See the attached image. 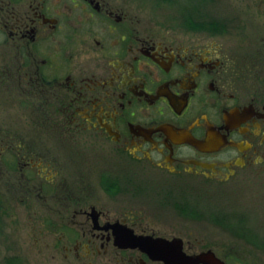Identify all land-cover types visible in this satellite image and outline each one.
Segmentation results:
<instances>
[{"label": "flooded vegetation", "instance_id": "af4514ba", "mask_svg": "<svg viewBox=\"0 0 264 264\" xmlns=\"http://www.w3.org/2000/svg\"><path fill=\"white\" fill-rule=\"evenodd\" d=\"M243 2L264 15V0ZM204 36L138 32L126 4L113 0H0V89L7 97L10 88L24 125L52 134L75 160L69 167L19 131L17 145L0 143V170L21 197H62L85 219L81 231L64 232L83 256L111 255L116 264H192L200 254L215 264L236 261L179 233L141 228L123 208L112 217L99 204L134 197L138 174L178 187L264 185V35H234L228 46L220 35ZM241 217L235 235L264 250L263 237L250 239L249 214ZM129 231L174 240L172 258L122 248ZM232 243L223 248L232 251Z\"/></svg>", "mask_w": 264, "mask_h": 264}, {"label": "rangeland", "instance_id": "374dc122", "mask_svg": "<svg viewBox=\"0 0 264 264\" xmlns=\"http://www.w3.org/2000/svg\"><path fill=\"white\" fill-rule=\"evenodd\" d=\"M113 1L126 4L136 18L137 31L142 33L220 35L218 39L227 46L234 35H264V15L243 0ZM197 21L216 23L218 27L192 28L190 23ZM9 93L10 88L7 97L0 89V143L17 145L22 131L31 143L48 148L63 163L74 167L75 160L52 134L24 125L19 115L21 108L16 101L8 100ZM3 172L0 170V264H116L111 255L92 258L83 256L81 247L74 249V239L65 234L67 227L81 231L85 219L73 217L72 207H65L62 197H21L17 187L7 184ZM17 175L20 176L19 171ZM60 177L59 173L57 179ZM144 177L136 176L134 197H102L105 203L101 200L99 204L109 205L112 217L118 216L119 208H123L121 213L129 211L141 228L167 236L179 233L191 241L196 239L205 246L217 247L220 255L230 252L231 259L236 260L232 264H264V250L251 244L249 248V237L246 241L244 235L236 236L233 232L243 227L241 216L246 218L249 214L246 225L257 236L250 239L256 243L264 239V185L206 181L178 187ZM17 178L12 179L16 186ZM68 179L75 188V176ZM219 220L221 223L216 224ZM222 243H232L235 248L225 250ZM232 260L229 258L228 262Z\"/></svg>", "mask_w": 264, "mask_h": 264}, {"label": "water", "instance_id": "95a60500", "mask_svg": "<svg viewBox=\"0 0 264 264\" xmlns=\"http://www.w3.org/2000/svg\"><path fill=\"white\" fill-rule=\"evenodd\" d=\"M123 236L126 237V241L124 244L120 245L122 248H125L127 246L132 248L136 247L154 259L167 260L172 258V254L170 253V249L168 250V248L170 243L174 242V240L169 241L162 237H152L150 235H135L131 231H129L128 234H123ZM205 256L206 255L204 254H200L196 255L193 258L191 257L190 259L192 264H197L199 262H203L205 264H215L211 261L206 260ZM215 261L217 262V264H222L219 263V261H217L216 259Z\"/></svg>", "mask_w": 264, "mask_h": 264}, {"label": "trees", "instance_id": "16d2710c", "mask_svg": "<svg viewBox=\"0 0 264 264\" xmlns=\"http://www.w3.org/2000/svg\"><path fill=\"white\" fill-rule=\"evenodd\" d=\"M190 26L195 29H206L211 27H218L216 23H211L207 21H197V22H191Z\"/></svg>", "mask_w": 264, "mask_h": 264}]
</instances>
